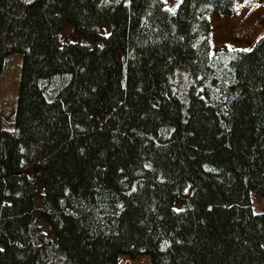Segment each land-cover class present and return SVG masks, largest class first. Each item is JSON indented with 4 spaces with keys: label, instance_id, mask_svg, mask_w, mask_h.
Instances as JSON below:
<instances>
[{
    "label": "trees",
    "instance_id": "16d2710c",
    "mask_svg": "<svg viewBox=\"0 0 264 264\" xmlns=\"http://www.w3.org/2000/svg\"><path fill=\"white\" fill-rule=\"evenodd\" d=\"M235 5L0 0V71L23 60L0 264H264V37L210 52L207 15Z\"/></svg>",
    "mask_w": 264,
    "mask_h": 264
},
{
    "label": "rangeland",
    "instance_id": "374dc122",
    "mask_svg": "<svg viewBox=\"0 0 264 264\" xmlns=\"http://www.w3.org/2000/svg\"><path fill=\"white\" fill-rule=\"evenodd\" d=\"M166 9L175 11L180 0H163ZM210 22L211 33L209 36L210 52L216 54L222 48L229 50H248L260 37H264V0H236L235 10L230 15L221 14L217 16L210 12L207 15ZM62 32L60 37L64 41H79L81 44H93L86 38L79 39L74 32L73 26L66 21L61 22ZM111 31V25L104 27L102 35H107ZM6 67L0 71V128L8 130L14 129L13 123L21 77L22 54L13 53L7 59ZM44 188L38 187L34 197L37 206L40 205L39 194ZM252 208L257 213L264 212V196L256 193L251 194ZM175 208L180 209L183 204L175 200ZM43 230L48 232V226H43ZM118 264H150V259L139 256L135 260L125 256L118 258Z\"/></svg>",
    "mask_w": 264,
    "mask_h": 264
}]
</instances>
